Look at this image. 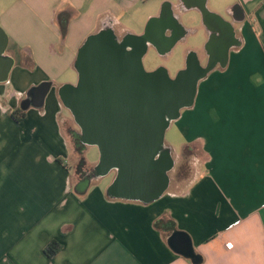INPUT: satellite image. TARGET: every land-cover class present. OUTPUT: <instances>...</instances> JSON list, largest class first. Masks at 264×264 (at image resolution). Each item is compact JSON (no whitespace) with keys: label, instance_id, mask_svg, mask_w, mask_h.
Segmentation results:
<instances>
[{"label":"crops","instance_id":"0c3cea01","mask_svg":"<svg viewBox=\"0 0 264 264\" xmlns=\"http://www.w3.org/2000/svg\"><path fill=\"white\" fill-rule=\"evenodd\" d=\"M166 21L181 37L165 52L150 39L147 52L170 56L201 32L205 54L194 53L209 69L176 120L184 123L180 156L193 160L187 188L173 190L170 179L167 191L145 204L101 189L108 174L95 183L72 181L63 125L69 117L59 95L72 84L57 81L76 70L79 50L104 27L117 38L143 36ZM0 25L9 36L7 55L15 65L31 63L35 74L0 84V264H264V240L253 238L255 230L264 236V0H48L7 6ZM172 31L161 32L167 38ZM43 82L52 83L43 107L23 110L16 121L13 112ZM8 131L10 145L46 156V167L8 148ZM174 156L172 150L176 164ZM178 232L190 238L193 258L172 248ZM53 241L61 249L50 259L45 249Z\"/></svg>","mask_w":264,"mask_h":264},{"label":"water","instance_id":"95a60500","mask_svg":"<svg viewBox=\"0 0 264 264\" xmlns=\"http://www.w3.org/2000/svg\"><path fill=\"white\" fill-rule=\"evenodd\" d=\"M127 39L120 42L112 30L90 36L77 55L78 84L61 87L59 95L80 128L84 148L100 150L103 171L99 176L117 172L109 194L148 204L167 191L169 172L175 165L165 134L182 110L193 105L198 84L209 69L191 56L175 78L164 68L147 73L143 59L149 34ZM9 43L0 26V84L9 81L15 66L14 58L7 55ZM51 88V82L33 87L22 110L42 108ZM138 98L142 101L137 102ZM169 241L177 253L193 258L186 234L175 233Z\"/></svg>","mask_w":264,"mask_h":264},{"label":"rangeland","instance_id":"374dc122","mask_svg":"<svg viewBox=\"0 0 264 264\" xmlns=\"http://www.w3.org/2000/svg\"><path fill=\"white\" fill-rule=\"evenodd\" d=\"M47 1L48 0H32L31 2H33V4L35 2L36 5L39 4L42 5L47 3ZM31 2L29 0H0V13L9 5H29L31 4ZM129 23L128 24L131 27L138 30L139 32L141 31V26H142L141 23L140 24L138 22L134 23V21H129ZM144 30H146V28ZM202 36L203 35L201 34V32L195 36H190L188 39L181 42L177 46V48L173 51L172 55L167 57L163 56L162 53L158 50L156 51L154 49H150L143 59V68L145 72L152 73L160 68H164L168 71L171 78H175L180 71L186 68L188 58L192 53L197 52L198 55L202 57L204 56L205 53L202 45ZM30 65L31 63L29 62L25 63V61H19L15 65L11 73L12 74V76L10 77L11 82L12 80L14 82L20 81L27 76L29 77L35 76V74H33L34 70L30 67ZM64 82H66L65 84L77 85L79 82V73L76 70H71L69 74L60 78V80L57 81L56 85L62 86L61 84H63ZM57 86L55 87V90L57 89ZM0 87H4V86H0ZM0 89L3 90L4 88H0ZM156 100L159 101L158 98ZM184 113L185 110L182 111V117L184 116ZM63 114L64 116L66 115L69 117L68 121L65 120L63 125H64V132L72 148V156L70 157V163L72 167V181H76L77 179L76 170L80 162L84 159L83 161H85L87 167H91V168L99 167L101 155H100V150L97 146H87L85 148L84 154L83 155L80 154V151L76 149V145H75L76 143L73 137L75 134L80 133V128L76 124L69 110L65 108ZM178 122L179 121L173 122L170 129L167 130L165 134V144L168 145V147H170L174 151V155H175L174 156L176 163L175 168L169 174V178L173 182L172 189L175 191H182L186 189L189 184V178H191L193 160H191L190 157H187L185 153H183V156H180L184 150L185 133L183 130L184 123H178ZM10 135H12L10 131H8L7 134H5V139L8 138L9 145L12 142V140L9 139ZM9 145L8 148H16L17 149L16 152L18 153H23L22 150L26 148L25 145H20L19 143H15V142H13L10 146ZM83 148L84 146L82 147V149ZM23 155H24L22 157L23 161H27V163L29 162V163L39 164L41 166L46 167L45 161L48 160L46 159V156L42 155L40 158H37L32 154L25 155L23 153ZM16 161L18 162L21 161V157L19 155H16ZM116 177L117 174L115 171H111L105 177L102 178L100 177L101 189H105L106 192V188H107V192H108V189H110V186H112ZM97 180L98 179L95 178L93 180V183H95V181ZM93 189H94V185H93ZM253 238L254 240L263 241L264 236L262 235L261 230H255L253 233Z\"/></svg>","mask_w":264,"mask_h":264},{"label":"flooded vegetation","instance_id":"af4514ba","mask_svg":"<svg viewBox=\"0 0 264 264\" xmlns=\"http://www.w3.org/2000/svg\"><path fill=\"white\" fill-rule=\"evenodd\" d=\"M168 28L173 30V31L171 32V36L166 38V37H164L162 32H164ZM161 29H162L161 30L162 32L160 31L157 33H153V34L149 35V38L151 40H153L160 47L161 52H165L171 46L172 43L176 42L177 39H179L181 37V35H180L179 31L176 29V27L169 24L167 21L163 22L161 24ZM103 30H111V27H109V26L104 27ZM127 37L128 36L124 35V36L119 37L118 40L120 42H126V41H128ZM192 55L197 58L195 53H192ZM140 81L141 80H138L139 88L142 87V84ZM163 83H165L164 80H163ZM159 84L161 85L162 83L160 82ZM170 93L172 94L173 91L170 90ZM141 101H142V99H140V98L137 99V102H141ZM73 137H74V141L76 143L75 144L76 149L81 150L82 147L84 146V144L81 140L80 133L75 134ZM174 168H175V165H174ZM174 168L172 170H174ZM102 171H103V169H100L99 167H94V168L87 167L85 161L82 160L80 162L79 166L77 167L76 177H77L78 181L81 183H90L95 178L98 179L99 178L98 176L100 175V173ZM170 172H169V174H170Z\"/></svg>","mask_w":264,"mask_h":264},{"label":"trees","instance_id":"16d2710c","mask_svg":"<svg viewBox=\"0 0 264 264\" xmlns=\"http://www.w3.org/2000/svg\"><path fill=\"white\" fill-rule=\"evenodd\" d=\"M60 18H62L61 15H60ZM68 21H69V14L65 15V20H59V24H60V28H61V34H62L63 38H66L67 33H68ZM30 67H31V65H30ZM24 117H25V112L19 108L13 112V118L18 122L23 120ZM79 151H80V154L83 155L85 148H83ZM172 230H175V229L172 228ZM60 249H61V245L58 242L53 241L46 247L45 254L50 259H52L53 257H55L57 255V253L60 251ZM194 260L196 262H201L202 259L200 256H195Z\"/></svg>","mask_w":264,"mask_h":264}]
</instances>
